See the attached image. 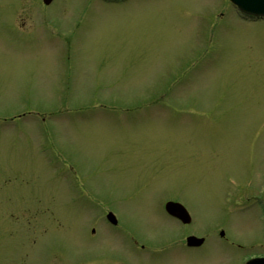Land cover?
I'll return each instance as SVG.
<instances>
[{"label":"rangeland","instance_id":"1","mask_svg":"<svg viewBox=\"0 0 264 264\" xmlns=\"http://www.w3.org/2000/svg\"><path fill=\"white\" fill-rule=\"evenodd\" d=\"M36 6L0 0V264H236L215 251L175 259L173 247L143 256L102 224L87 234L94 200L67 196L78 188L67 159L155 247L176 236L166 196L198 221L232 216L240 239L258 234L264 18L245 21L226 0Z\"/></svg>","mask_w":264,"mask_h":264},{"label":"flooded vegetation","instance_id":"2","mask_svg":"<svg viewBox=\"0 0 264 264\" xmlns=\"http://www.w3.org/2000/svg\"><path fill=\"white\" fill-rule=\"evenodd\" d=\"M55 0H51L49 3H43L42 0H39V7L36 6V11L40 14H45V10L50 8L54 4ZM46 15V14H45ZM109 210V209H108ZM107 209L99 210L93 217L90 219L92 222L91 226L84 228V231L87 234L95 236L98 234V224H102L106 231L110 229V233H104L107 239H111L119 245H128L136 252L139 251L143 256L146 254L154 253L157 249L155 246L151 245L150 242L145 241V239L140 238L134 229H129L126 225L127 221L122 217L121 212H115L116 220L108 221L105 219ZM169 216V215H167ZM171 217V216H169ZM100 218V219H99ZM172 223L175 230V237L166 242V245L159 248L161 252L159 255L166 256L172 253V247L175 249L173 255L175 259L184 258L186 256H192L197 254L198 256L202 254H214L212 251H215L217 254L229 255V258H235L236 254L240 255L236 259V264H245L246 259L254 256H264V222H260L259 233H255L256 230H249L248 234L252 237L248 240L240 239L235 231L234 234L230 233V224H234L232 220L220 222L221 226H213L214 221H197L192 215V219L188 222L183 223L180 220L171 217ZM99 222V223H98ZM97 223V224H94ZM223 228L224 235H220L219 228ZM216 231L217 235H213ZM189 234H194L196 236L202 237L199 244L189 245L186 243V237ZM219 234V235H218ZM248 235V236H249ZM247 244V245H246ZM230 249V250H229ZM229 251V254H228ZM236 251L238 253H236ZM227 253V254H226ZM142 256V257H143ZM225 261V260H224ZM219 263V264H223Z\"/></svg>","mask_w":264,"mask_h":264},{"label":"water","instance_id":"3","mask_svg":"<svg viewBox=\"0 0 264 264\" xmlns=\"http://www.w3.org/2000/svg\"><path fill=\"white\" fill-rule=\"evenodd\" d=\"M238 8L248 14H253L256 16H264V0H232ZM173 205V203H168ZM169 211H173L170 206L168 207Z\"/></svg>","mask_w":264,"mask_h":264}]
</instances>
